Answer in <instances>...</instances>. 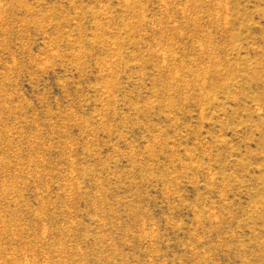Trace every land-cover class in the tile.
<instances>
[{
  "label": "rangeland",
  "instance_id": "rangeland-1",
  "mask_svg": "<svg viewBox=\"0 0 264 264\" xmlns=\"http://www.w3.org/2000/svg\"><path fill=\"white\" fill-rule=\"evenodd\" d=\"M0 264H264V0H0Z\"/></svg>",
  "mask_w": 264,
  "mask_h": 264
}]
</instances>
